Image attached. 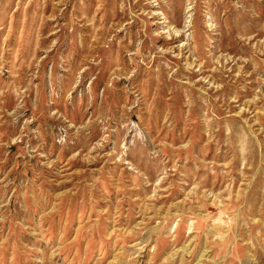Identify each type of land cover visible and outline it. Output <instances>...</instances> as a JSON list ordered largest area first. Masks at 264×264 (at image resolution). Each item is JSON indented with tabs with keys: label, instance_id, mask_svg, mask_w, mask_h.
<instances>
[{
	"label": "rangeland",
	"instance_id": "374dc122",
	"mask_svg": "<svg viewBox=\"0 0 264 264\" xmlns=\"http://www.w3.org/2000/svg\"><path fill=\"white\" fill-rule=\"evenodd\" d=\"M0 264H264V0H0Z\"/></svg>",
	"mask_w": 264,
	"mask_h": 264
}]
</instances>
